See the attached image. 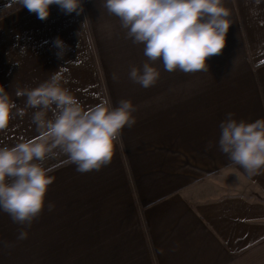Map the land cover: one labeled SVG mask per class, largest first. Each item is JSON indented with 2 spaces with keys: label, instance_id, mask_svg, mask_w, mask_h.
Instances as JSON below:
<instances>
[{
  "label": "crops",
  "instance_id": "crops-1",
  "mask_svg": "<svg viewBox=\"0 0 264 264\" xmlns=\"http://www.w3.org/2000/svg\"><path fill=\"white\" fill-rule=\"evenodd\" d=\"M14 4L0 0V11ZM222 6L231 25L208 70L168 72L157 60L149 88L128 78L146 60L143 45L125 38L103 0H83L79 15L50 5L43 20L26 8L0 19V85L18 108L16 89L55 71L85 109L136 106L99 170L77 172L62 155L44 161L52 183L26 239L0 212V264H264V168L250 176L216 146L226 113L264 118V0ZM32 112L13 113L0 146L38 136Z\"/></svg>",
  "mask_w": 264,
  "mask_h": 264
},
{
  "label": "clouds",
  "instance_id": "clouds-1",
  "mask_svg": "<svg viewBox=\"0 0 264 264\" xmlns=\"http://www.w3.org/2000/svg\"><path fill=\"white\" fill-rule=\"evenodd\" d=\"M254 2L259 4L261 0ZM17 3L42 20L49 16L50 5H57L65 14L79 15L83 11V0ZM103 7L118 19L126 39L143 45L146 60L140 67L131 66L128 72V78L143 88L158 80L160 72L154 66L157 60L168 72L208 70L207 58L221 53L231 25L222 0H103ZM53 44L57 57L62 58L65 43L56 38ZM112 79L117 80L118 75L113 73ZM15 95L25 97L24 108H18L0 85V129L9 124L14 112L22 116L32 109L31 122L38 136L0 146V212L23 226L17 240H24L26 228L45 207L52 183L51 169L44 161L62 155L77 172L99 170L110 162L122 129L136 123V106L122 99L113 107L104 100L85 109L64 87L63 74L58 71L35 87L17 88ZM233 117L228 112L219 123L216 146L248 175H255L264 168V118L245 121ZM47 207L51 211L54 205L48 202Z\"/></svg>",
  "mask_w": 264,
  "mask_h": 264
},
{
  "label": "trees",
  "instance_id": "trees-1",
  "mask_svg": "<svg viewBox=\"0 0 264 264\" xmlns=\"http://www.w3.org/2000/svg\"><path fill=\"white\" fill-rule=\"evenodd\" d=\"M21 8V5H19V3L12 5L11 7H9L6 10L0 11V19L9 15L10 13H12L13 11H16L17 9Z\"/></svg>",
  "mask_w": 264,
  "mask_h": 264
}]
</instances>
